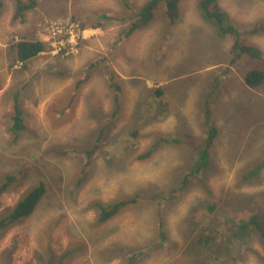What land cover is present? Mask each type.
I'll return each instance as SVG.
<instances>
[{
    "label": "rangeland",
    "instance_id": "rangeland-1",
    "mask_svg": "<svg viewBox=\"0 0 264 264\" xmlns=\"http://www.w3.org/2000/svg\"><path fill=\"white\" fill-rule=\"evenodd\" d=\"M35 1L22 21H12L13 0H3L0 9V185L7 175L15 177L0 193V220L39 182L46 193L31 215L0 229V264H264L257 236L231 232L239 219H264V86L251 88L252 93L238 81L251 69L264 71V32L252 29L264 22V0H219L245 41L261 53V59L243 55L232 64L230 40L218 39L202 21L196 0L181 1L175 23L158 14L145 29L149 39L157 30L158 39L153 37L151 51L134 73H148L147 59L157 54L151 85L162 89L167 114L152 116L142 101L134 112L143 109L145 118L138 116L136 123L119 118L110 125L99 111L100 76L92 78L88 69L77 76L53 70L61 63L68 64L61 66L65 71L76 69L69 62L74 63L79 44L73 51L59 50L46 41L44 55L25 65L14 62L13 44L37 39L33 20H47L44 32L66 19L82 28L86 21L79 14L91 3ZM69 5L73 13L65 10ZM82 54L88 61L97 49L89 45ZM123 63L114 65L126 73L133 62ZM15 90L26 130L13 141L8 127ZM91 96L96 114L87 104ZM68 103L65 115L59 114ZM211 125L217 135L208 163L185 186V176L200 162L202 134ZM99 135L98 149L87 158L84 151ZM148 150L151 154L140 159ZM83 167L87 173L79 185ZM121 198L136 202L98 222L95 202ZM162 223L164 240L158 233ZM213 232L215 247L222 245L219 258L211 255V240L207 248L198 241ZM133 254L136 258L129 259Z\"/></svg>",
    "mask_w": 264,
    "mask_h": 264
},
{
    "label": "trees",
    "instance_id": "trees-1",
    "mask_svg": "<svg viewBox=\"0 0 264 264\" xmlns=\"http://www.w3.org/2000/svg\"><path fill=\"white\" fill-rule=\"evenodd\" d=\"M14 1V9L12 14V21L21 20L24 13L27 10L33 9L36 7L35 0H13ZM183 0H147L145 4L134 13L133 22L127 31V34L132 33L134 30L144 27L151 20H153L159 13H162L164 18L168 20L170 23H175L180 20V10L179 5ZM3 6V0H0V9ZM196 9L200 15L202 21L207 24H210L216 33V37L222 40H230L229 41V49L231 58L229 63L232 64L234 61L239 59L243 55H248L253 59H258L260 57V51L257 48H254L252 45H249L243 36L242 31L238 30L239 26L236 25L231 19L230 15L227 11H225L219 3V0H196ZM253 31L258 33L264 32V22H259L256 26H254ZM14 52V62H19L22 65L36 57L39 53L45 51V43L38 39L36 40H25L20 39L12 46ZM244 83L247 87L250 88H260L264 86V71L251 69L244 74ZM155 95L158 97V113L164 114L167 111V100L162 93L161 88H157L155 90ZM19 90H15L12 92V107L10 114V125L8 127L9 134L12 136V140L16 141L19 138V135L26 130V123L24 121V108L21 103ZM69 105L58 109V113L65 115L66 109L69 108ZM135 133L133 132V136ZM217 135L216 127L211 125L208 127L204 146L200 151V162L195 166L184 178L182 181L186 184L188 180L193 174L199 172L202 168H204L209 160V150L212 148L213 143L215 141ZM175 139L170 141L174 142ZM177 140V139H176ZM179 140H177L178 144ZM100 143V135L99 138L93 144L91 150L84 151V155L87 158H90L94 152L98 149ZM83 152V151H82ZM151 154V151L143 153L139 156L140 159L148 157ZM86 171V172H85ZM87 170L85 167L82 168V176L77 181V184H81L86 177ZM15 180L14 176L7 175L0 185V193L5 191L10 183ZM46 193V187L44 182H39L35 187L31 188L29 191L24 193L20 199L16 201V203L9 209L10 211L6 214L4 218L0 220V229L6 228L16 222H18L22 218H26L31 215L35 206L39 203L42 197ZM151 196L150 198H152ZM136 202V198H121L117 199L109 204H102L99 202H95V207L97 209V220L98 222H105L112 218L114 215L119 213L122 209L126 208L129 205H132ZM211 209V206L209 207ZM233 229L231 232L234 236L243 238L245 236H257L258 241L264 247V219H261L257 215H250L247 218L239 219L238 222L234 223ZM163 223L160 224L158 228L159 236L162 240H164L163 234ZM215 238V233L213 232L212 236L207 237L204 241L199 239L198 241L201 245L210 246L211 255H214L216 258H219V253H221L222 245L215 247V243L213 240ZM212 239V240H211ZM211 240L212 242H209ZM220 248V250H218ZM210 255V256H211ZM209 257V255H208ZM135 254H133L129 259H135Z\"/></svg>",
    "mask_w": 264,
    "mask_h": 264
},
{
    "label": "crops",
    "instance_id": "crops-1",
    "mask_svg": "<svg viewBox=\"0 0 264 264\" xmlns=\"http://www.w3.org/2000/svg\"><path fill=\"white\" fill-rule=\"evenodd\" d=\"M146 1L147 0H90L91 3L87 5L88 10H84L79 14V16H82L81 19L86 21V25L82 26L83 36L79 43V49L72 53L75 59L74 63L71 64V61L69 62L70 66L76 65L77 68L65 71L61 66L65 65L64 67H67V63L58 64V68H55L56 66L53 67L54 71L60 72L64 76L69 75L71 73L70 71L76 72L75 75L77 76L88 69L93 70L92 78L94 75L101 77L104 88L101 90V97L98 99L99 111L104 118V122L108 125L117 124L116 120L119 118L132 123L137 122L136 118H138V116H140L141 119L145 118L143 109L140 114L134 112L135 110L138 111L139 107L142 106V101L149 104V110L152 113V116H155L154 112H156V114L158 113V97L155 95V90L160 88V86L155 87L154 85H151L155 84V74H153V69L157 66V63L155 62L157 54L151 53L147 59L148 73H134L135 68L138 67L137 62H145L147 55L151 51L150 47L155 41V39H152L153 37H156L157 30L155 33L153 31L149 33V35H151L149 39L145 29L155 22L154 20L157 19V16L144 27L138 28L132 33L126 35L133 22L134 13H136ZM72 9L71 5H69L65 10L73 13ZM160 14L162 13H159V15ZM60 15L65 16L66 14L61 13ZM60 15H58V17H62ZM22 20H26V17L23 16L19 21ZM33 22V28H35L37 39L42 41L43 39H41V36H43L44 26L47 20L42 21L41 23L38 22V19H35ZM140 34H146V36L144 38L135 37ZM156 39H158V34ZM25 40L36 39L27 38ZM89 45L97 49L96 58H94L95 56L93 55L91 58H88V61H91L92 59L95 60L89 62L87 66H82L81 64L84 63L86 58L82 53ZM46 47L47 45L45 44V50ZM117 47H119V50H117ZM43 53L44 51L39 53L36 57L44 55ZM36 57L32 59H35ZM122 60L133 62L130 64L129 70L126 71V73H124L122 68H117L114 65V63L124 65ZM88 61H85V63ZM79 65L81 66L79 67ZM243 76L238 81L242 83L241 85L247 87L244 83ZM149 81L151 82L149 83ZM247 88L253 93V89L249 87ZM87 90L88 89H86V91ZM94 94L93 91V95ZM92 96L87 100V104L92 112L96 114V108L98 109V107L94 106ZM70 99L73 100L74 96ZM151 101H153V103H150ZM67 105L70 106L71 104L68 103ZM166 114L167 111L163 115ZM202 136L205 137V134H202Z\"/></svg>",
    "mask_w": 264,
    "mask_h": 264
},
{
    "label": "built area",
    "instance_id": "built-area-1",
    "mask_svg": "<svg viewBox=\"0 0 264 264\" xmlns=\"http://www.w3.org/2000/svg\"><path fill=\"white\" fill-rule=\"evenodd\" d=\"M82 28L70 19L52 22L46 26L42 41L50 44L59 50L67 48L73 51L78 47L82 39ZM44 37V38H43Z\"/></svg>",
    "mask_w": 264,
    "mask_h": 264
}]
</instances>
